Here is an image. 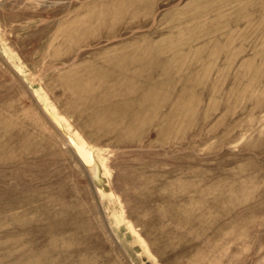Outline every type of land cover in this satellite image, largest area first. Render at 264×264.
Masks as SVG:
<instances>
[{
	"label": "rangeland",
	"instance_id": "obj_1",
	"mask_svg": "<svg viewBox=\"0 0 264 264\" xmlns=\"http://www.w3.org/2000/svg\"><path fill=\"white\" fill-rule=\"evenodd\" d=\"M0 264H264V0H0Z\"/></svg>",
	"mask_w": 264,
	"mask_h": 264
},
{
	"label": "bare ground",
	"instance_id": "obj_2",
	"mask_svg": "<svg viewBox=\"0 0 264 264\" xmlns=\"http://www.w3.org/2000/svg\"><path fill=\"white\" fill-rule=\"evenodd\" d=\"M72 139L74 140V142H75V144L77 146V150L80 152L82 157L87 162V164H88V166H89V168H90V170H91V172L93 174V177H94L95 181L98 184V188L103 193L104 197L107 196V195L109 196V194H112L111 193L112 189H111L110 183H109V181L106 178L107 176L103 174V165H102V163H100L97 160L94 151L91 150L90 148H88V146L85 143L81 142L79 139L77 140V138L75 136ZM29 227H32V226H29Z\"/></svg>",
	"mask_w": 264,
	"mask_h": 264
}]
</instances>
